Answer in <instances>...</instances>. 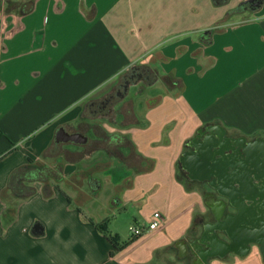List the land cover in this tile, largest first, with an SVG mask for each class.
Here are the masks:
<instances>
[{
    "label": "crops",
    "instance_id": "crops-1",
    "mask_svg": "<svg viewBox=\"0 0 264 264\" xmlns=\"http://www.w3.org/2000/svg\"><path fill=\"white\" fill-rule=\"evenodd\" d=\"M27 1L0 0V264H264V1ZM135 67L148 85L95 111ZM30 160L48 179L14 203ZM155 212L124 249L97 227Z\"/></svg>",
    "mask_w": 264,
    "mask_h": 264
},
{
    "label": "trees",
    "instance_id": "trees-1",
    "mask_svg": "<svg viewBox=\"0 0 264 264\" xmlns=\"http://www.w3.org/2000/svg\"><path fill=\"white\" fill-rule=\"evenodd\" d=\"M32 7L33 2H28L27 0H6L4 12L6 14L15 13L17 15H24L28 13ZM236 9L240 10L242 7L240 6ZM227 17L228 14L225 16L224 21L227 19ZM222 23L223 20L219 21L215 27L211 29V32ZM107 99L111 103L112 100L110 96L102 100L101 103ZM44 167L45 166L41 165L39 161L30 160L27 164L15 169L11 173L7 187L13 193V197L15 199L14 203H17L19 200H24L36 192V187L33 185L34 181L39 180L45 182L48 179V171L46 167ZM97 227L113 244L116 250L124 249L136 240L129 239L127 241L121 242L119 235L112 234L108 229L107 222H104L102 225H97Z\"/></svg>",
    "mask_w": 264,
    "mask_h": 264
},
{
    "label": "flooded vegetation",
    "instance_id": "flooded-vegetation-1",
    "mask_svg": "<svg viewBox=\"0 0 264 264\" xmlns=\"http://www.w3.org/2000/svg\"><path fill=\"white\" fill-rule=\"evenodd\" d=\"M254 2H249L246 4H240V6L242 8H254L255 7ZM147 79L150 80V75L145 69L138 68V67L133 68L120 82V84L118 86V91L116 93V95L119 96V97L116 96L117 100L114 99V98H116L115 95H112V96H110L111 100H112L111 103L107 99L103 103L98 104L97 109L95 111H98L104 117H107L110 119L115 118L119 112L117 110V108H115V106L117 105V102L120 101L121 99H123L126 94H128L130 88L132 86H135L134 84L139 83V84H142V86L148 85ZM91 108L94 109V104L91 106ZM72 129H71L72 131H75L74 128H72ZM263 152H264V148H263ZM250 234H253V233H250Z\"/></svg>",
    "mask_w": 264,
    "mask_h": 264
},
{
    "label": "water",
    "instance_id": "water-1",
    "mask_svg": "<svg viewBox=\"0 0 264 264\" xmlns=\"http://www.w3.org/2000/svg\"><path fill=\"white\" fill-rule=\"evenodd\" d=\"M255 1V2H254ZM264 0H244L241 4L254 2V6L258 7ZM56 140L59 142H75L77 144H83L88 141L87 136L81 132H69L66 128L61 127L56 134Z\"/></svg>",
    "mask_w": 264,
    "mask_h": 264
},
{
    "label": "built area",
    "instance_id": "built-area-1",
    "mask_svg": "<svg viewBox=\"0 0 264 264\" xmlns=\"http://www.w3.org/2000/svg\"><path fill=\"white\" fill-rule=\"evenodd\" d=\"M162 223V216L160 212H155L152 219L147 226L133 225L131 228V239H137L146 232L154 231L160 228Z\"/></svg>",
    "mask_w": 264,
    "mask_h": 264
},
{
    "label": "rangeland",
    "instance_id": "rangeland-1",
    "mask_svg": "<svg viewBox=\"0 0 264 264\" xmlns=\"http://www.w3.org/2000/svg\"><path fill=\"white\" fill-rule=\"evenodd\" d=\"M228 2H226V3H224V4H221V5H225V4H227ZM233 9V8H232ZM133 90V89H132ZM243 155V154H242ZM123 225H124V227L122 226V229H125V223H123ZM250 233H252L251 232V230L250 229H247V230H243V234H246V235H251ZM170 264H174V262H172V263H170Z\"/></svg>",
    "mask_w": 264,
    "mask_h": 264
}]
</instances>
